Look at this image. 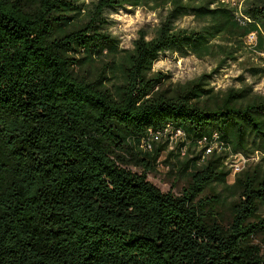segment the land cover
<instances>
[{
    "label": "trees",
    "instance_id": "trees-1",
    "mask_svg": "<svg viewBox=\"0 0 264 264\" xmlns=\"http://www.w3.org/2000/svg\"><path fill=\"white\" fill-rule=\"evenodd\" d=\"M127 6L160 16L132 48L106 15ZM244 12L246 25L221 0H0V264H264V93L154 70L167 51L221 68L253 31L263 53L264 0ZM166 127L202 147L178 195L147 177L166 143L141 146ZM234 153L248 162L230 182Z\"/></svg>",
    "mask_w": 264,
    "mask_h": 264
},
{
    "label": "rangeland",
    "instance_id": "rangeland-1",
    "mask_svg": "<svg viewBox=\"0 0 264 264\" xmlns=\"http://www.w3.org/2000/svg\"><path fill=\"white\" fill-rule=\"evenodd\" d=\"M106 15L111 21L110 31L121 40V47L123 48L133 47L134 40L139 36L141 29L149 32V36H151L160 24L159 12L145 6L108 9ZM179 25L193 28L199 26V23L192 15H187L179 21ZM244 42L245 47L239 53V59L237 61L229 60L221 68L219 67V61L211 55L201 58L192 53L181 56L178 52L167 51L163 52L159 60L155 62L154 70L169 73L175 82H185L203 73H212V84L216 88H238L244 83H248L253 85L254 90L264 93V79L254 77L247 69L254 63H260L264 52H258L256 49L257 43L251 44L248 42L247 36L244 38ZM165 139L156 146L165 143ZM177 145L176 138H171L170 142L166 143V149L163 150L159 157L156 169L148 172L147 177L162 191H172L178 195L188 185L190 180L189 172L191 169L186 168V161L199 155L202 147L196 148L187 144L184 147V152H180L177 149ZM215 148L216 146L213 147V151ZM172 151H174V154ZM178 153L179 155H176ZM250 160L257 161L259 157L255 156ZM247 162V159L241 154L234 153L229 156L227 164L233 168L228 178L230 182L235 180L236 173L232 164L237 163L240 166H245ZM129 168L136 172H144L142 166L135 164L129 165ZM261 214L264 216V204L261 206ZM256 242L262 246L264 253V235L260 234L256 237Z\"/></svg>",
    "mask_w": 264,
    "mask_h": 264
},
{
    "label": "built area",
    "instance_id": "built-area-1",
    "mask_svg": "<svg viewBox=\"0 0 264 264\" xmlns=\"http://www.w3.org/2000/svg\"><path fill=\"white\" fill-rule=\"evenodd\" d=\"M224 3H227L234 9L236 19L242 24L246 25L249 22H252L253 19L244 12L245 2L246 0H221ZM255 38V39H254ZM258 34L256 31H253L247 35V41L252 43H257ZM166 138V139H165ZM171 138H176L177 149L180 152H184V147L189 144V141L186 137L185 132L182 130H172L171 127H166L164 131H153L150 130L149 136L145 138L141 144L144 150L152 151L158 143L162 142L164 139L165 143L170 142ZM217 146L216 144L210 145L207 147L205 154H209L213 152V147ZM234 170L240 171L244 166H240V164H232Z\"/></svg>",
    "mask_w": 264,
    "mask_h": 264
}]
</instances>
